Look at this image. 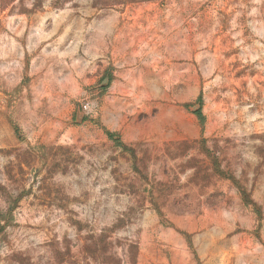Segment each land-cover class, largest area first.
<instances>
[{
  "label": "rangeland",
  "instance_id": "374dc122",
  "mask_svg": "<svg viewBox=\"0 0 264 264\" xmlns=\"http://www.w3.org/2000/svg\"><path fill=\"white\" fill-rule=\"evenodd\" d=\"M0 264H264V0H0Z\"/></svg>",
  "mask_w": 264,
  "mask_h": 264
},
{
  "label": "trees",
  "instance_id": "16d2710c",
  "mask_svg": "<svg viewBox=\"0 0 264 264\" xmlns=\"http://www.w3.org/2000/svg\"><path fill=\"white\" fill-rule=\"evenodd\" d=\"M196 115H197V117H198V119H199V121L203 124L204 122H205V115H204V113H203V111H202V109L201 108H199L198 110H196ZM109 136H113V133H111V132H109Z\"/></svg>",
  "mask_w": 264,
  "mask_h": 264
}]
</instances>
